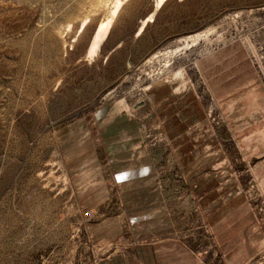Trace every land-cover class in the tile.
Returning <instances> with one entry per match:
<instances>
[{
	"label": "rangeland",
	"instance_id": "1",
	"mask_svg": "<svg viewBox=\"0 0 264 264\" xmlns=\"http://www.w3.org/2000/svg\"><path fill=\"white\" fill-rule=\"evenodd\" d=\"M96 1L0 0V264H264V0H166L139 36L156 0H128L89 59ZM108 121L149 157L129 181Z\"/></svg>",
	"mask_w": 264,
	"mask_h": 264
},
{
	"label": "crops",
	"instance_id": "2",
	"mask_svg": "<svg viewBox=\"0 0 264 264\" xmlns=\"http://www.w3.org/2000/svg\"><path fill=\"white\" fill-rule=\"evenodd\" d=\"M175 115H177V113ZM122 124L123 123L120 122L113 123L112 121H108L105 127H102L101 133H104L107 136L106 140L108 144V147L103 148V151L104 154L106 152V155L110 157L109 160H107V164L112 165L111 170H113L116 174L122 173L123 178L121 180L129 181L132 179L133 174L142 173L143 169L147 171L149 157L144 153V151L139 149V144H137L138 133L135 131L132 132L133 129L130 128L128 124ZM189 136V133L179 131L169 133V138L171 140H187L190 138ZM145 179L146 177L142 178V180ZM122 261L124 263L100 264H161L146 263L145 260H143L145 263H125L126 258Z\"/></svg>",
	"mask_w": 264,
	"mask_h": 264
},
{
	"label": "bare ground",
	"instance_id": "3",
	"mask_svg": "<svg viewBox=\"0 0 264 264\" xmlns=\"http://www.w3.org/2000/svg\"><path fill=\"white\" fill-rule=\"evenodd\" d=\"M127 1L128 0H114L111 2V7L108 9L107 14L96 25V27L94 28V30H93V32H92V34L88 40V43H87V46L85 49V55L89 59L91 57H93L99 51L101 44L105 41V39L108 36V32L112 26V22H113L114 18L118 15L120 10L122 9L123 4H125ZM103 2H104V0H97L96 1L97 4H102ZM165 2H166V0H156L153 12H151L148 16H146L144 19H142L141 24L138 27L136 36H139L142 33L144 27L146 26V24L148 22L153 21L154 13L157 10H159L164 5ZM87 22H88V16H84L81 20V28L82 29L84 28L83 25L85 26ZM209 29L201 30L197 33L184 36V37L180 38V41H182V43H183L182 45L187 46L189 41H195L196 39L204 38ZM180 51H181V49H179L178 47H175L173 49H165L162 52H160V51L159 52L161 53V56H163L165 58H170L171 56L177 54V52H180ZM159 52L153 53L149 59L157 58L158 57L157 54Z\"/></svg>",
	"mask_w": 264,
	"mask_h": 264
}]
</instances>
